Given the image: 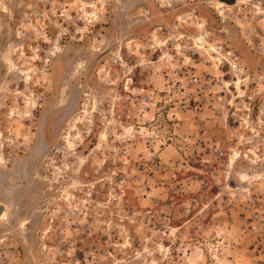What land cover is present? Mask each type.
Masks as SVG:
<instances>
[{"label":"rangeland","instance_id":"rangeland-1","mask_svg":"<svg viewBox=\"0 0 264 264\" xmlns=\"http://www.w3.org/2000/svg\"><path fill=\"white\" fill-rule=\"evenodd\" d=\"M1 206L0 264H264V0H0Z\"/></svg>","mask_w":264,"mask_h":264},{"label":"built area","instance_id":"built-area-1","mask_svg":"<svg viewBox=\"0 0 264 264\" xmlns=\"http://www.w3.org/2000/svg\"><path fill=\"white\" fill-rule=\"evenodd\" d=\"M256 83L257 85H261L263 83V78H259Z\"/></svg>","mask_w":264,"mask_h":264},{"label":"water","instance_id":"water-1","mask_svg":"<svg viewBox=\"0 0 264 264\" xmlns=\"http://www.w3.org/2000/svg\"><path fill=\"white\" fill-rule=\"evenodd\" d=\"M2 211H3V207L0 208V214L2 213Z\"/></svg>","mask_w":264,"mask_h":264},{"label":"flooded vegetation","instance_id":"flooded-vegetation-1","mask_svg":"<svg viewBox=\"0 0 264 264\" xmlns=\"http://www.w3.org/2000/svg\"><path fill=\"white\" fill-rule=\"evenodd\" d=\"M1 207H3V206H1ZM1 207H0V208H1ZM3 209H4V207H3ZM2 212H3V211H2Z\"/></svg>","mask_w":264,"mask_h":264},{"label":"bare ground","instance_id":"bare-ground-1","mask_svg":"<svg viewBox=\"0 0 264 264\" xmlns=\"http://www.w3.org/2000/svg\"><path fill=\"white\" fill-rule=\"evenodd\" d=\"M2 218V217H1Z\"/></svg>","mask_w":264,"mask_h":264}]
</instances>
